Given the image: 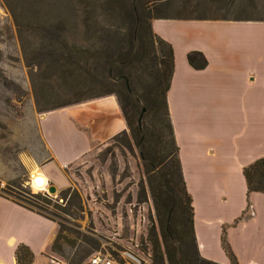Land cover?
Here are the masks:
<instances>
[{"label":"crops","instance_id":"obj_1","mask_svg":"<svg viewBox=\"0 0 264 264\" xmlns=\"http://www.w3.org/2000/svg\"><path fill=\"white\" fill-rule=\"evenodd\" d=\"M151 29L173 50L167 103L198 251L231 264L224 241L232 262L264 264V194L248 196L243 176L264 158V22L155 16ZM191 52L204 56V69L189 65ZM39 127L50 157L35 171L59 192L71 184L66 167L126 130L114 96L44 113ZM56 232L52 220L0 195V264H16L19 246L32 264H54Z\"/></svg>","mask_w":264,"mask_h":264},{"label":"trees","instance_id":"obj_2","mask_svg":"<svg viewBox=\"0 0 264 264\" xmlns=\"http://www.w3.org/2000/svg\"><path fill=\"white\" fill-rule=\"evenodd\" d=\"M2 1L16 28L39 113L116 98L126 130L113 140L123 136L135 145L152 199L148 230L152 264H216L198 251L192 200L167 103L173 50L153 33L151 20L159 16L264 22V0H26V17L21 12L25 0ZM189 7L200 13L179 15ZM187 60L196 70L207 66L199 52L189 53ZM145 73L152 78L151 87L136 88L134 83ZM86 88L99 93L81 95L89 91ZM243 176L248 196L264 194V158L246 167ZM70 192L67 188L59 197L66 199ZM12 193L18 200L4 197L52 220L41 212L56 203L46 194ZM223 248L236 264L224 241ZM51 251L55 253L54 245ZM33 259L27 247L16 249V264H32Z\"/></svg>","mask_w":264,"mask_h":264},{"label":"rangeland","instance_id":"obj_3","mask_svg":"<svg viewBox=\"0 0 264 264\" xmlns=\"http://www.w3.org/2000/svg\"><path fill=\"white\" fill-rule=\"evenodd\" d=\"M22 5L26 17L27 1ZM189 8L179 15L200 13L196 7ZM134 84L138 89L149 88L152 78L145 73ZM86 90L80 94L99 93L94 88ZM43 114L35 105L13 19L0 0V195L18 200L12 192L28 197L41 193L56 201L41 212L57 225L50 255L58 264H85L97 253H108L117 263L124 262L121 254L125 251L135 258L152 256L148 240L152 199L133 142L119 136L99 145L84 160L66 167L71 180L66 199L59 197L61 191L52 196L47 188L35 189L29 177L50 157L39 127ZM115 231L120 239L112 238ZM130 240L138 247H132Z\"/></svg>","mask_w":264,"mask_h":264},{"label":"built area","instance_id":"obj_4","mask_svg":"<svg viewBox=\"0 0 264 264\" xmlns=\"http://www.w3.org/2000/svg\"><path fill=\"white\" fill-rule=\"evenodd\" d=\"M47 182L45 184V187L42 189H38V190H45V188H47ZM112 238L117 240L120 239V235L115 231L112 233ZM133 240H130V244L132 245V247L137 248L138 244L135 243L133 245ZM123 260L124 262L122 263H117L115 261V259L108 253H97L91 257L88 258V260L86 261L85 264H152V256L151 254H148L144 257V259H141L139 256L136 255V258L134 256H132L130 254V252H123L122 254ZM54 264H58L57 262H55L53 260Z\"/></svg>","mask_w":264,"mask_h":264},{"label":"water","instance_id":"obj_5","mask_svg":"<svg viewBox=\"0 0 264 264\" xmlns=\"http://www.w3.org/2000/svg\"><path fill=\"white\" fill-rule=\"evenodd\" d=\"M29 177L32 178L33 175L32 174H29ZM34 183L36 185H41L43 183V178L41 176H36L34 178ZM59 193V191L57 190V188L55 186H48L47 187V194L49 195H52V196H55Z\"/></svg>","mask_w":264,"mask_h":264},{"label":"bare ground","instance_id":"obj_6","mask_svg":"<svg viewBox=\"0 0 264 264\" xmlns=\"http://www.w3.org/2000/svg\"><path fill=\"white\" fill-rule=\"evenodd\" d=\"M30 174L33 175V177L31 178V182H32L33 187H34L35 189L38 190V189H42V188L45 187L46 179H45L42 175H38L36 171H34V172L30 173ZM36 176H41V177L43 178V183H42L41 185H36V184L34 183V178H35ZM34 188H33V189H34Z\"/></svg>","mask_w":264,"mask_h":264}]
</instances>
